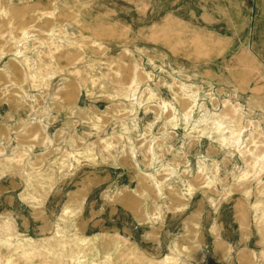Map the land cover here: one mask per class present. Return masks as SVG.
<instances>
[{"label":"rangeland","instance_id":"rangeland-1","mask_svg":"<svg viewBox=\"0 0 264 264\" xmlns=\"http://www.w3.org/2000/svg\"><path fill=\"white\" fill-rule=\"evenodd\" d=\"M0 264H264V0H0Z\"/></svg>","mask_w":264,"mask_h":264},{"label":"bare ground","instance_id":"bare-ground-1","mask_svg":"<svg viewBox=\"0 0 264 264\" xmlns=\"http://www.w3.org/2000/svg\"><path fill=\"white\" fill-rule=\"evenodd\" d=\"M21 48V47H20ZM21 50V49H20ZM23 50V49H22ZM20 52V51H19Z\"/></svg>","mask_w":264,"mask_h":264}]
</instances>
